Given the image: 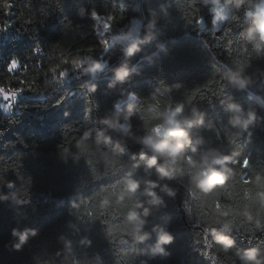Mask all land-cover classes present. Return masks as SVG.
Here are the masks:
<instances>
[{
    "label": "trees",
    "instance_id": "trees-1",
    "mask_svg": "<svg viewBox=\"0 0 264 264\" xmlns=\"http://www.w3.org/2000/svg\"><path fill=\"white\" fill-rule=\"evenodd\" d=\"M13 2L11 11L16 16L7 17L3 0H0V24L11 19L15 21L11 25L14 33L3 35V42H0V87L17 88L21 81H32L36 77L37 90H25L12 112H0V191H19V199L24 201L22 204L0 201V264H212V259L202 254L206 251L209 256L216 254L217 264H232L223 253H217L215 247L207 248L204 235L202 238L197 234L199 229L194 225L197 219H204L205 224L217 219L211 211L216 200L237 205L233 225L226 229L217 225L218 230L231 233L237 248L258 246L264 250V245L259 243L264 240V233L256 231L258 239L252 243L247 239L246 229L255 227L246 222L243 212L246 205L255 208L259 189L245 197L238 182L239 165L231 166L237 174L235 180L203 197L190 193L188 177L184 176L160 181L161 187L156 192L163 202L159 204H148L151 198L140 192L119 205L110 201L103 209L99 199L89 200L94 192L115 183L129 171L137 177L157 179L155 169L151 176L144 172V161L138 155L145 127L158 119V113L148 108L150 93L157 90L164 100L185 101L186 112L193 104L206 110L204 126L191 130L193 138L202 136L205 140L198 155L219 148L238 154L240 159L250 158L252 167L244 169L242 175L264 171V51L256 52L244 40L242 33L251 19L246 18L242 10L231 8L224 31L217 35L211 23L214 14L208 12L210 5L201 0L197 4L195 0ZM121 2L126 6L123 19L119 11ZM189 6H195L199 14L204 15V25H197L194 20L187 23L186 18L193 19L194 12ZM82 7L88 12L95 8L102 17L94 20L87 13L81 15L79 9ZM150 9L154 17L149 15ZM108 14L114 15L116 21L113 22L114 30L105 33L107 36L116 35L121 27L127 32L134 21L139 20L138 39L148 38L140 44V51L125 57L121 42H116L106 52L99 48L93 25H99L100 33L103 32L100 20ZM29 19L32 22L26 21ZM149 19H155L151 29L147 27ZM202 41L207 42L208 47ZM160 42L164 43V49H158ZM37 46L43 49L41 53L33 52ZM89 48L93 51L89 52ZM61 54L69 61L77 56L100 59L102 55L107 65L92 75L84 73L83 68L76 69L71 63L67 65L70 71L66 76L54 73L44 77L43 72L49 65L60 62ZM213 55L219 64H214ZM147 56L151 59H141ZM12 58L20 63L15 70L8 68ZM122 64L134 65L139 75L134 74L125 83L116 81L115 71ZM241 66L245 76L251 79L248 88L224 87L227 84L224 72ZM213 79L217 83H209ZM160 80L164 81L163 85ZM177 81L182 82L179 89L165 90ZM110 82L112 87H109ZM92 84L98 85L96 92H89ZM225 88L230 89L231 96L219 103ZM130 91H135L139 99L129 100ZM87 94H92L91 104H98L99 108L85 121L86 109L91 106ZM61 97L64 98L61 100ZM115 102H119V108L114 107ZM25 105L27 107H23ZM130 105L135 112L131 130L134 135L127 136V143L121 142L120 134L111 131L99 135L93 131L90 139L82 137L85 129L105 127L99 123L101 117L122 118ZM228 105H242L245 110L257 111V119L249 127L251 135L244 132L236 138V143L230 142L236 130L228 124L234 115L227 111ZM68 123L72 126L65 127ZM133 153H137L135 159ZM86 160H91V168ZM113 162L120 168L115 175ZM93 170L96 175H110L93 180ZM9 182L15 184L14 189L7 187ZM137 201H144L150 208L145 228L151 232V238L134 244L131 237H127L129 243H121L131 225L122 217H112L111 213L116 209L127 212ZM187 209H191V214ZM102 211L107 223L97 220L89 227L80 219L83 216L87 220V212L98 214ZM14 227L36 229L37 235L17 250L12 247L16 240L12 236ZM161 229L174 236L173 242L165 245L171 255L153 257L152 249ZM196 240L200 243H195Z\"/></svg>",
    "mask_w": 264,
    "mask_h": 264
},
{
    "label": "clouds",
    "instance_id": "clouds-1",
    "mask_svg": "<svg viewBox=\"0 0 264 264\" xmlns=\"http://www.w3.org/2000/svg\"><path fill=\"white\" fill-rule=\"evenodd\" d=\"M198 2L200 0H195L196 4ZM203 3L210 5V11L214 14L212 26L215 29H218L220 22L227 18L231 8L237 11L242 10L244 16L251 19V23L242 33L244 40L251 44L256 52L264 51V0H203ZM149 15L154 17V11L150 9ZM93 18L96 20L100 19L95 13ZM154 25L155 19H149L147 27L151 29ZM110 27V22L105 23L104 32L99 33L103 37L101 42L105 52L113 47L116 42H121L124 44V56L131 57L140 51V44L148 39L146 37L145 40H139L137 36L133 35L132 31L107 36L105 33L109 32ZM157 47L158 49H164L165 45L160 42ZM35 50L34 48L33 51ZM155 54L153 53L152 55ZM141 59H151V56L142 57ZM65 62H67V59H65ZM71 63L76 69L83 68L84 73L92 75H95L107 65V62L103 59H93L92 56L84 58L77 56ZM85 63H87L86 67H84ZM11 67L9 66V70H11ZM67 73L68 69L65 68L60 75L63 77ZM134 74L139 75L134 65L129 67L127 64H122L115 71V80L125 83ZM223 78L227 81L224 87L232 85L240 89H247L251 83L250 77L245 76L242 66L235 69L229 68L224 72ZM181 85L182 82L177 81L173 85L166 86L165 90L171 92L173 88L179 89ZM112 86L113 84L110 82L109 87ZM97 89L98 85L96 84L89 85L88 88L89 92H96ZM2 92L3 90L0 89V93ZM7 95L5 94V99H7ZM128 99L135 101L137 97L134 93H129ZM186 106L185 101L173 102L170 99H162L158 90L150 93L148 108L150 111L158 113V119L145 127V134L139 141L141 148L138 155L139 159L144 161V172L151 176L152 170L155 169L157 179H144L129 171L111 186H103L97 191L96 198L100 200L102 209L110 201H114L117 205L122 204L126 198H133L138 192L151 198L148 204H159L163 202V198L159 196L156 189L161 187L160 181L165 179L173 180L187 176L191 186L190 193L193 196L199 195L201 197L216 192L221 186L236 179L237 174L231 166L240 165L238 154L229 153L219 148H212L205 151L203 155H198L200 147L205 143V140L202 136L193 138L191 130L194 127L204 126V117L207 112L206 110H201L195 104L186 112ZM116 107L119 108L120 105L118 104ZM227 111L234 112V115L229 118L228 124L236 130L230 141L235 143L236 138L242 136L244 132H249L250 125L257 119V111L254 109L245 110L242 105H228ZM134 115V108L130 105L129 111L122 118L119 116L101 117L99 123L105 125V127L102 130L95 128L85 129L82 137L90 139L93 131L97 132L98 135L111 131L120 134L121 142L127 143V136L129 134L134 135L131 132L133 127L132 117ZM249 134L251 135L250 132ZM77 147H80L79 143ZM122 154L123 150H121ZM136 155L137 153H133V159H135ZM244 163L246 166L248 163L247 158H245ZM119 171L120 168L115 167V162H113V175ZM262 178H264V171H257L250 175L243 185L246 198L250 197L254 190L259 189L255 208L253 209L251 206L246 205L243 212L246 222L253 224L257 230L264 229V179ZM121 185L122 187H120ZM8 200L20 204L24 203L23 200L19 199V191L6 193L0 191V201ZM211 211L217 216V219L204 226V240L207 248L210 250L215 247L217 253H223L233 264H237V262L238 264H264V254H262L264 250L260 247L237 248L235 247L236 239L231 233L218 230L217 225L225 229L233 225L235 221L233 213L237 212V205L235 203H221L216 200ZM102 213L104 214V211ZM149 215L150 208L145 206L144 201L135 202L127 212H122L119 209L114 210L111 213L112 217H122L125 222L131 225L127 236L122 238L120 242L129 243L127 237H131V242L134 244H140L150 239L151 232L145 228L146 218ZM224 217L231 218L222 219ZM102 223H107V221H102ZM36 235V229L14 227L12 236L16 240L12 247L19 250L28 242L30 237H35ZM173 240L174 236L168 230L161 229L158 233L156 245L152 249V256L171 255L165 245L171 244ZM204 256L208 259V252H205ZM211 259L212 264H217L215 253L211 255Z\"/></svg>",
    "mask_w": 264,
    "mask_h": 264
},
{
    "label": "snow or ice",
    "instance_id": "snow-or-ice-1",
    "mask_svg": "<svg viewBox=\"0 0 264 264\" xmlns=\"http://www.w3.org/2000/svg\"><path fill=\"white\" fill-rule=\"evenodd\" d=\"M201 2L203 3V0H201ZM13 6H14V2H13V0H3V7L6 9V11H5V15H6V16H10V15H15V16H16V14H15L13 11H11V9L13 8ZM136 7H139V5H136ZM189 7L192 8V9H194V12H193V19H187V18H186L187 23H189V24H190V23H193V20H194L195 24H197V25H204V24H205V17H204V15H200V14H199V9L196 8L195 6H189ZM125 8H126V6L124 5L123 2H121V5L119 6L120 18H121V19L124 18ZM79 12H80L81 15H84L85 13H87V14L90 15L92 18H93V14H94V13H95L97 16L102 17V16L100 15V13H99L95 8L91 9V11L88 12L85 8L82 7V8L79 9ZM208 12L212 13V12L210 11V7H209V9H208ZM16 18H17V17H16ZM103 18H104V20H105L106 22H110V24H111V27H110L109 31L114 30V28H113V22L116 21V17H115L114 15L108 14V15H106V16L103 17ZM93 19H94V18H93ZM94 20H96V19H94ZM212 20H213V19H212ZM212 20H211V23H212ZM26 21H27V22H32V20H30V19H29V20H26ZM14 22H15V21L11 19L10 21H4L2 24H0V34L7 32V31L9 30L10 26H11ZM93 27H94V29H95V31H96V33H97L98 46H99L100 49H102L103 51H105L104 46H103V44H102V42H101V41H102V37H101V35L99 34V33H100V26L97 25V24H95V25H93ZM202 42H203V44L205 45V47H208V46H207V42H205V41H202ZM35 49H36V50L33 51L34 53H41V52L43 51V49L40 48L39 46L35 47ZM108 50H110V49H108ZM108 50H107V51H108ZM88 51H89V52H92L93 49H92V48H89ZM61 57H62V58H61V60H60L59 63H54V64H51V65H49V66L47 67V70L43 72V76H44V77H47V76H49L50 74L53 75L54 73H55L56 76H59V74H60L62 71H64L65 68H67V69L70 71V69H69V67H67V65H69V64L71 65V61L67 60V62H65V59H64L65 57H64L63 54H61ZM100 58H101V59H104L102 55H101ZM211 58H212V60L215 62L214 64H219V63H220L219 61L216 60V57H215L214 55H213ZM106 62H107V60H106ZM17 65H18V66H17ZM9 66H12V67H11V70H12V69H16V68H18V67L20 66L19 60L16 59V58H12V59L9 61L8 68H9ZM216 74H217V73H216L215 70H214L213 75L215 76ZM220 81H222V80L220 79ZM36 82H37V78H36V77H33L32 81H21V82H20V83H21V86H20V87H17V88L5 89V88H3V87H0V88H2V90H3V92L0 93V95L3 96V99H4L5 101H8V102L5 103V104H0V107H3L5 111H11V110H13V107H14V105H15V103H16V101H17V99H18V97H19V95H20L21 93H23L25 90H31V91H36V90H37V89L35 88ZM222 82H223V81H222ZM159 83H160L161 85H163V84H164V81H163V80H160ZM209 83H211V84H215V83H217V81L213 79V80L209 81ZM221 84H222V83H221ZM207 86H208V85H205V87H207ZM129 87H131V85H130ZM44 90H45V89H43L42 91H44ZM196 91L199 92L200 89H196ZM129 93H134V94L136 95V97H137V100L139 99V97H138V95H137V93H136L135 91H130ZM129 93H128V94H129ZM230 93H231V92H230V89L225 88V89H224V92H223V95L221 96V97H223V99H219V103H223V100H224L225 98L230 97V96H231ZM5 94H8V95H7V99H5ZM87 95H88V97H89L90 105H91V106H89V107L86 109L85 121L88 120V118L91 116V114H92V112L94 111V109H98V108H99V105H98V104H95V105L91 104L92 94H87ZM213 95L216 96L215 93H213ZM63 98H64V97H61V100H62ZM10 102H11V103H10ZM57 103H60V101H57ZM118 104H119V102H115L114 107H116ZM23 107H27V105H25V106H23ZM42 107L47 108L48 105H42ZM66 113H67V112H65V116H67ZM71 126H72L71 123H68V124L65 125V127H71ZM76 131L79 132V129H76ZM216 138H217L218 140L220 139L219 131H217V133H216ZM74 139H75V138H74ZM236 142H237V141L235 140V143H236ZM61 149H62V151L64 150V149H63V145H61ZM245 158H247V161H248V163H247L246 166H245V163H244ZM86 163H87V165L89 166V168H91V164H92L91 160H86ZM239 167H240L241 175H240V177H239V181H238V182L241 184V186H242V188H243V185L245 184L247 178H248L250 175L245 176V175H242V173H243V170H244V169H247V168H251V167H252V164H251V162H250V158H249V157L241 158V159H240V165H239ZM108 175H110V174L96 175L95 172H94V170H93V171H92V175H91V177H92L93 180H99V179H101L102 177H104V176H108ZM117 181H118V180H117ZM179 182H183V181H179ZM112 184H113V183H112ZM112 184H110L109 186H111ZM7 187L10 188V189H14V188H15V184L12 183V182H9V183L7 184ZM96 193H97V192H94L93 195L89 196V200H91V199H93V198H96ZM185 204L187 205V200H185ZM187 213H188V214H191V209H187ZM86 215H87V220H85L83 216H81L80 219H81L82 222H84V223H85L86 225H88L89 227H91V222H93V221L100 220V221L102 222V221H106V220H107V219H104V218H103V217H104V214H103L102 212H99L98 214H93L92 212H87ZM205 223H206V221H205L204 219H197L196 221H194V225H195V227H197V228L199 229V232H197V234H199L200 236L202 235V238H203V235H204L203 229H204ZM102 224H103V223H102ZM237 227L239 228V227H241V225H237ZM256 231H259V232H261V233H264V229H259V230H257V229H255V228L253 229V228H251V227L248 228V229H246V232L248 233V235H247V239H248L249 243H252V241H253L254 239H258V237L256 236ZM121 243H122V242H121ZM195 243L199 244V243H200V240H196ZM259 243L262 244V245H264V240L259 241ZM206 252H207V251H206ZM202 254L205 255V252L202 253ZM208 255H209V253H208ZM209 259H211V256H209ZM230 261H231V260H230ZM231 262H232V261H231ZM232 264H233V262H232Z\"/></svg>",
    "mask_w": 264,
    "mask_h": 264
},
{
    "label": "built area",
    "instance_id": "built-area-1",
    "mask_svg": "<svg viewBox=\"0 0 264 264\" xmlns=\"http://www.w3.org/2000/svg\"><path fill=\"white\" fill-rule=\"evenodd\" d=\"M10 16H11V15H10ZM10 16H7V17H10ZM9 33H14V31H13L12 28H11V26H10V28H9V30H8L7 32L0 34V42H3V41H2V40H3V35H9ZM124 33H126V29L121 30V31H118L117 34H124ZM12 70H15V69H12ZM20 96H21V95H19V97H20ZM7 102H8V101H5V100L3 99V96L0 95V104H5V103H7ZM14 109H15V105H14V107H13V110H14ZM13 110H11V111H5L3 107H0V112H2V113H9V112H12Z\"/></svg>",
    "mask_w": 264,
    "mask_h": 264
},
{
    "label": "rangeland",
    "instance_id": "rangeland-1",
    "mask_svg": "<svg viewBox=\"0 0 264 264\" xmlns=\"http://www.w3.org/2000/svg\"><path fill=\"white\" fill-rule=\"evenodd\" d=\"M105 23H107V22L104 19L100 20V25L102 27L103 32H104ZM129 31H132L133 35L138 37V34H139V20L138 19L134 21L133 25L131 26V28L127 32H129Z\"/></svg>",
    "mask_w": 264,
    "mask_h": 264
},
{
    "label": "water",
    "instance_id": "water-1",
    "mask_svg": "<svg viewBox=\"0 0 264 264\" xmlns=\"http://www.w3.org/2000/svg\"><path fill=\"white\" fill-rule=\"evenodd\" d=\"M230 15H231V11L228 13L227 18L224 21L220 22V27L218 29L213 28L217 35H221L222 32L224 31V29H225V27L229 21Z\"/></svg>",
    "mask_w": 264,
    "mask_h": 264
},
{
    "label": "bare ground",
    "instance_id": "bare-ground-1",
    "mask_svg": "<svg viewBox=\"0 0 264 264\" xmlns=\"http://www.w3.org/2000/svg\"><path fill=\"white\" fill-rule=\"evenodd\" d=\"M124 29H125L124 27H121V28L119 29V31L124 30ZM0 89H2V88H0Z\"/></svg>",
    "mask_w": 264,
    "mask_h": 264
}]
</instances>
